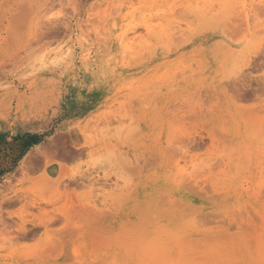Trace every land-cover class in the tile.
Returning <instances> with one entry per match:
<instances>
[{
	"label": "rangeland",
	"instance_id": "obj_1",
	"mask_svg": "<svg viewBox=\"0 0 264 264\" xmlns=\"http://www.w3.org/2000/svg\"><path fill=\"white\" fill-rule=\"evenodd\" d=\"M263 87L264 0H0V264H264Z\"/></svg>",
	"mask_w": 264,
	"mask_h": 264
},
{
	"label": "bare ground",
	"instance_id": "obj_2",
	"mask_svg": "<svg viewBox=\"0 0 264 264\" xmlns=\"http://www.w3.org/2000/svg\"><path fill=\"white\" fill-rule=\"evenodd\" d=\"M207 11H208V10H207ZM207 13H208V14H207ZM211 13H212V12H211ZM204 14H205V15H209V12H204ZM205 17H206V16H205ZM207 17H208V16H207ZM213 18H214V17H213ZM147 28H148V27H147ZM148 29H149V28H148ZM96 37H97V36H96ZM100 37H101V36H100ZM97 38H98V37H97ZM97 38H96V39H97ZM97 40H98V39H97ZM242 85H243V84H242ZM244 86H245V84H244ZM263 88H264V87H263ZM242 134H244V133H242ZM214 137H215V136H214ZM215 138H216V137H215ZM202 178H204V177H202ZM194 180H195V179H194ZM199 182H200V181H199ZM197 184H198V183H197ZM203 188H204V187H203ZM241 214H242V213H241ZM239 215H240V214H239ZM236 218H237V217H236ZM243 218H244V217H243ZM240 219H241V218H240ZM244 219H245V218H244ZM245 220H246V219H245ZM245 223H246V222L244 221V224H245ZM245 225H246V224H245ZM241 235H242V234H241ZM242 236H243V235H242ZM242 239H243V237H242ZM213 245H215V244H213ZM224 246H225V245H224ZM238 247H239V246H238ZM217 248H218V247H217ZM240 248H241V246H240ZM229 249H230V248H229ZM207 250H208V249H207ZM207 250H206V251H207ZM224 250H225V249H224ZM202 252H204V251H202ZM200 253H201V252H200ZM207 253H208V252H207ZM241 254H242V253H241ZM202 255H203V254H202ZM205 255H206V254H205ZM223 255H224V254H223ZM239 255H240V253H239ZM208 256H209V255H208ZM220 257H221V256H220ZM226 257H227V256H226ZM197 258H198V257H197ZM197 258H196V259H197ZM208 258H209V257H208ZM214 258H215V257H214ZM194 259H195V258H194ZM194 259H193V260H194ZM198 259H199V258H198ZM216 259H218V258H216ZM216 259H215V260H216ZM201 260H202V259H201ZM206 260H208V259H206ZM211 262H212V261H211ZM214 262H215V261H214ZM219 262H220V261H219ZM248 262H249V261H248ZM217 263H218V262H217ZM224 263H225V262H224ZM243 263L245 264V262H243ZM249 263H250V262H249ZM208 264H209V263H208ZM214 264H215V263H214ZM222 264H223V263H222Z\"/></svg>",
	"mask_w": 264,
	"mask_h": 264
}]
</instances>
